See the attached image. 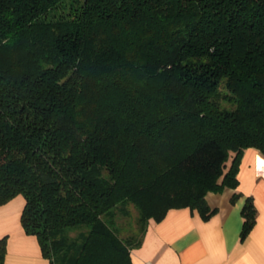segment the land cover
Masks as SVG:
<instances>
[{
  "label": "trees",
  "instance_id": "16d2710c",
  "mask_svg": "<svg viewBox=\"0 0 264 264\" xmlns=\"http://www.w3.org/2000/svg\"><path fill=\"white\" fill-rule=\"evenodd\" d=\"M248 148L264 157V0H0V205L23 196L48 264H134L149 219L213 215ZM241 213L243 239L251 197Z\"/></svg>",
  "mask_w": 264,
  "mask_h": 264
},
{
  "label": "crops",
  "instance_id": "0c3cea01",
  "mask_svg": "<svg viewBox=\"0 0 264 264\" xmlns=\"http://www.w3.org/2000/svg\"><path fill=\"white\" fill-rule=\"evenodd\" d=\"M237 177V187L206 193L207 204L216 209L208 219L189 206L171 208L158 221L149 219L141 243L131 249L132 262L264 264V157L246 149ZM248 197L255 205L256 220L241 239V211ZM23 205L21 194L0 205V238H7L4 264H48L36 236L21 225Z\"/></svg>",
  "mask_w": 264,
  "mask_h": 264
},
{
  "label": "rangeland",
  "instance_id": "374dc122",
  "mask_svg": "<svg viewBox=\"0 0 264 264\" xmlns=\"http://www.w3.org/2000/svg\"><path fill=\"white\" fill-rule=\"evenodd\" d=\"M127 207L129 209L128 216L122 215L120 212H118L115 216V223L119 228V232L122 237H126L131 234L136 235L139 233V229L135 220L137 215V209L133 205H128ZM67 230L68 238H74L78 236V232L80 231V229L75 228H67ZM82 230H85V228L83 227Z\"/></svg>",
  "mask_w": 264,
  "mask_h": 264
}]
</instances>
